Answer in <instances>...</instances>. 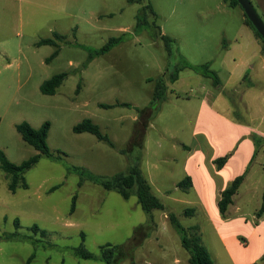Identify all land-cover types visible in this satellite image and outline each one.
<instances>
[{"label":"rangeland","instance_id":"374dc122","mask_svg":"<svg viewBox=\"0 0 264 264\" xmlns=\"http://www.w3.org/2000/svg\"><path fill=\"white\" fill-rule=\"evenodd\" d=\"M225 1L143 0L131 5L127 0H0V152L15 165L38 155L16 127L28 122L40 129L49 122L52 155L42 156L24 174L29 188L22 189L20 183L15 194L9 191L10 176L0 169V264H27L33 254L32 264H106L76 257L73 249L82 244L95 256L105 245L123 247L125 256L116 264H191L171 215L191 235L193 227L201 226L202 242L215 264H245L264 251L261 231L252 236L250 218L211 225L204 215L186 214L188 209L197 211L203 199L214 212L217 193L175 190L180 164L167 176L158 171L168 165L152 167L167 158L182 159L183 153L173 147L190 143L200 119L196 97L202 86L215 90L213 80L186 70L177 88L184 94L180 99H166L154 119L138 111L150 106L157 79L171 85V74L182 64H209L225 82L223 47L234 44L242 17L240 9L233 10ZM56 34L63 36L58 47L37 45ZM162 35L173 39L171 57ZM117 37L123 38L120 44L100 53ZM58 49V56L48 62ZM63 73L67 78L56 94L44 95L42 84ZM191 89L196 97L189 94ZM238 98L232 94L227 101L236 105L234 115L243 130L235 132L216 116L206 122L204 115L199 123L209 124V130L201 142L210 143L216 136L230 146L252 131L264 132V98L254 100L252 114ZM225 108V101L217 103L220 114H227ZM87 119L109 137L111 146L92 134L74 133V127ZM250 140L258 141L255 136ZM246 148L243 143L238 149L244 153ZM140 158L141 171L165 207L152 215L142 210L135 194L127 201L89 180L80 187L79 173L69 170L79 167L110 179L127 172ZM34 225L47 236H34ZM14 234L16 238L7 239ZM30 236L39 241L36 246L26 239Z\"/></svg>","mask_w":264,"mask_h":264},{"label":"crops","instance_id":"0c3cea01","mask_svg":"<svg viewBox=\"0 0 264 264\" xmlns=\"http://www.w3.org/2000/svg\"><path fill=\"white\" fill-rule=\"evenodd\" d=\"M225 1V0H224ZM258 14L264 21V0H250ZM225 3L232 8L228 2ZM237 10L240 8H232ZM241 10V9H240ZM242 12L241 26L235 34L233 45H226L223 47V53L225 54L221 67H223L226 75L225 82L219 76L220 84L215 85V90H209L208 88H202L200 92L201 96H195L192 94L193 89L189 91V94L195 96L199 100V117L198 121H203V117L206 122L211 117L220 118L224 124L240 133L243 130V125L241 124L240 118L235 117L236 105H231L227 101L232 94H236L239 98L241 97L243 107L246 110L253 111L254 100L258 98H264V46L262 42L257 38L254 31L246 25L244 13ZM190 70V69H186ZM185 71V70H184ZM182 74H180L179 79L174 84L168 85L169 90L166 99L170 101L173 98L180 99L182 95L178 92L177 88L180 86L182 80ZM194 72L193 70H190ZM221 71V70H220ZM186 72V71H185ZM199 78H206L196 72ZM217 73V72H216ZM193 80V76L189 77ZM209 79V78H208ZM195 81V80H194ZM195 82L190 83L192 87ZM197 84V82H196ZM198 85V84H197ZM262 89V90H261ZM189 94L185 93L186 98H189ZM238 98V99H239ZM166 100V101H167ZM225 101L227 103V114H220L217 112V103ZM253 103V104H252ZM198 124L195 126L193 131L192 139L189 144L181 143L180 145H175L174 150L182 152V159L178 162L177 159L171 161L168 160L161 161L160 163L154 164L152 167L156 170L162 168L163 165H168L169 167L161 170H157L162 175H169L173 173L174 168L179 164L182 169L181 177L174 183L175 190L183 193H217L216 204L214 212L210 210L207 200H200L198 205L199 209L194 210V216L204 215L205 221L213 225L217 221L225 224L232 220V218L243 217L250 218L251 223L254 225L253 235L261 231V236L264 241V216L258 218L257 213L262 205V198L264 193V184L259 183L262 179V173L264 172V143L262 144V139H264V132L252 131L247 134L240 142L239 137L230 146L226 145L224 142L217 139L216 136L212 137L210 143L201 142V139L205 137L209 130V124L205 125ZM256 137L257 142L250 140L251 137ZM249 140V141H248ZM238 142V144H237ZM243 143L248 144L246 152L240 153V146ZM229 156V159L222 169H218L215 161L219 158ZM170 162H172L170 164ZM181 162V163H180ZM179 165V166H180ZM257 167V168H256ZM244 175V181L238 191V193L233 197V203H231L227 218L223 219L219 211V201L221 199V193L239 176ZM147 178V177H146ZM190 178L192 181V186L187 190H182L178 185L180 182ZM149 183L151 184L150 178ZM260 184V185H259ZM152 190L154 189L153 185ZM154 193V191H153ZM167 193H173L167 191ZM196 205V204H190ZM200 227L201 226L196 225ZM202 232V231H201ZM203 236V235H202ZM264 256V251L258 256V258L251 260L245 264L261 263V259Z\"/></svg>","mask_w":264,"mask_h":264},{"label":"trees","instance_id":"16d2710c","mask_svg":"<svg viewBox=\"0 0 264 264\" xmlns=\"http://www.w3.org/2000/svg\"><path fill=\"white\" fill-rule=\"evenodd\" d=\"M128 4L134 5L138 4L140 5L143 0H127ZM229 5L232 8H240L243 13L244 10L240 6L239 2L237 0H228L227 1ZM148 8H151L152 11L153 7L151 4H149ZM147 10L144 12L146 13ZM245 22L246 25H248L255 33L257 38L262 42L264 46V40L261 37V35L257 32L256 28L253 26L251 21L248 19L246 14L244 13ZM63 39V36L56 34L55 39H44L40 41L37 45L39 46H55L58 47L57 40ZM162 39L165 42V47L167 54L169 57H171L172 54V46L171 43H173V39L170 37H167L165 35H162ZM122 37L117 38H111L108 43L102 47L100 53H107L110 52L114 46H117L122 42ZM59 54V49L56 50L52 56L48 59L49 60L57 57ZM186 69L193 70L194 72L213 80L215 85L220 84L219 76L216 74L215 71L210 69L209 64H204L202 66L194 67L190 64H182L180 66H177L175 68V71L170 76V83L174 84L178 81L179 76L181 72ZM67 78V73H63L57 76H54L49 81H46L42 84L40 90L44 95L53 96L56 94L57 89L62 86L64 80ZM168 83L165 81L164 78H159L156 81L155 89L153 93L152 102L150 103V106L143 110H138L140 112V115L142 117H148L150 119H154L158 114H160L161 111V105L166 101V97L168 94ZM129 106V105H126ZM104 108L110 109L111 106H104ZM1 123V120H0ZM50 123L46 122L43 124V126L40 129L33 128L28 122H23L19 125H17L16 129L21 134L22 138L25 142H27L29 145L34 147L39 154L32 157L28 161L23 162L21 165H15L11 163L6 155L3 152H0V169L5 172L8 176H10L11 182L9 186V191L11 193L15 194L17 192L19 185L21 183V188L27 190L29 188V185L24 179V174L30 171L39 161L41 160L42 156L51 158V152L48 147L47 139L50 131ZM74 133L76 134H83V133H89L94 136H96L100 141H106L111 146V140H109V137L107 135H104L100 128L94 124L91 120L87 119L84 120L82 123L76 125L73 129ZM142 142H140V145L142 146ZM229 159V156L219 158L215 161V164L217 168L220 170L222 169L225 164L227 163ZM70 171H74L79 173L81 177V181L79 183L80 187L82 186L83 182L85 180H89L90 182L99 184L104 188L105 190L114 191L117 192L124 200H130L132 195L135 194V196L138 199V203L141 206L142 210L152 215L154 211H162L165 209L164 205L160 201L157 195L153 193L152 186L149 183L148 179L144 175V172L141 171V158L137 160L136 164L129 168L127 172H120L116 175H114L112 178H102L97 177L92 174H90L87 170L79 167H74L69 169ZM244 175L237 177L222 193H221V199L219 201V211L220 214L226 219L227 218V212L228 209L233 203V197L238 193L243 181H244ZM182 190H187L192 186V181L190 178H186L178 185ZM262 205L257 213V217L260 218L264 216V193L262 198ZM76 200L77 196H74L73 198V204L71 208V213L73 214L76 209ZM194 213L193 209H188L186 211V214L190 215ZM171 222L175 224V226L179 229L181 236H182V245L183 247L190 253L191 255V264H215L214 260L209 252V250L204 246L202 242V238L200 235V229L199 227L195 226L192 228L194 230V234L191 235L189 230L185 229L180 225L175 215H171ZM15 226L17 229L20 228V222L17 219L15 221ZM31 231L33 232L34 236L41 235L42 238H45L47 236L46 231L41 230V228L38 225H34L31 228ZM17 237V234L7 236V239H14ZM28 241L33 243V245H37L39 241H36L32 236L26 238ZM83 240L84 237H83ZM73 253L76 257L84 260H100L102 262H105L106 264H116L119 260L123 259L125 256L124 248L121 246H115V245H105L100 248V255L95 256L91 251H89L84 244L79 246L78 248L73 249ZM35 259V255L33 254L27 264H32L33 260ZM253 264H264V256L261 259V263H253Z\"/></svg>","mask_w":264,"mask_h":264},{"label":"water","instance_id":"95a60500","mask_svg":"<svg viewBox=\"0 0 264 264\" xmlns=\"http://www.w3.org/2000/svg\"><path fill=\"white\" fill-rule=\"evenodd\" d=\"M244 10V13L251 21L253 26L256 28L257 32L261 35L264 40V21L258 14L257 10L253 6L250 0H237Z\"/></svg>","mask_w":264,"mask_h":264}]
</instances>
